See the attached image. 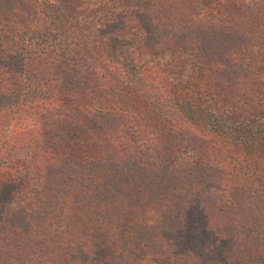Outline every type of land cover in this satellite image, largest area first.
Wrapping results in <instances>:
<instances>
[{
	"label": "trees",
	"instance_id": "trees-1",
	"mask_svg": "<svg viewBox=\"0 0 264 264\" xmlns=\"http://www.w3.org/2000/svg\"><path fill=\"white\" fill-rule=\"evenodd\" d=\"M0 264H264V0H0Z\"/></svg>",
	"mask_w": 264,
	"mask_h": 264
},
{
	"label": "rangeland",
	"instance_id": "rangeland-1",
	"mask_svg": "<svg viewBox=\"0 0 264 264\" xmlns=\"http://www.w3.org/2000/svg\"><path fill=\"white\" fill-rule=\"evenodd\" d=\"M13 201L11 200L8 192L3 193L0 196V210H4L7 206L12 205Z\"/></svg>",
	"mask_w": 264,
	"mask_h": 264
}]
</instances>
